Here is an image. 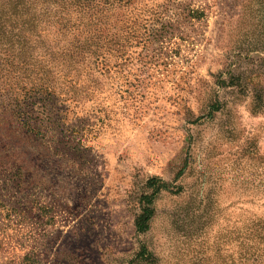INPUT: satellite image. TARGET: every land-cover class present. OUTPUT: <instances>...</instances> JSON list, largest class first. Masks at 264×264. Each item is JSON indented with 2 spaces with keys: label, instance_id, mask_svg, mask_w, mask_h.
<instances>
[{
  "label": "rangeland",
  "instance_id": "rangeland-1",
  "mask_svg": "<svg viewBox=\"0 0 264 264\" xmlns=\"http://www.w3.org/2000/svg\"><path fill=\"white\" fill-rule=\"evenodd\" d=\"M125 2L29 8L61 62L80 22L103 43L71 91L0 98V264H242L264 218V0Z\"/></svg>",
  "mask_w": 264,
  "mask_h": 264
},
{
  "label": "trees",
  "instance_id": "trees-1",
  "mask_svg": "<svg viewBox=\"0 0 264 264\" xmlns=\"http://www.w3.org/2000/svg\"><path fill=\"white\" fill-rule=\"evenodd\" d=\"M82 1L87 5L102 4L105 8L98 10L96 14H101L106 19L110 9L128 4L126 0H0V98L4 96L8 99L5 114H14L16 110L11 107L20 99L34 102L45 96H53L55 85L56 91H61L68 84L66 87H70L68 89L71 91L73 81H77L74 77L81 76L83 69L87 70L97 63L100 58L97 51L103 43L99 33L106 29L107 22L98 29V38H94L91 32L94 25L92 20L80 22L84 39L77 41L79 44H73L71 51H65L66 58L61 62L53 51L50 53L48 46L45 48V39L41 38L43 29L28 13L30 6L33 9L34 6L48 7L66 3L80 6ZM37 51L50 53V59H36ZM61 52L62 50L59 53ZM56 67H62L67 75L63 74L62 80L52 79ZM143 214L137 223V231L140 233L148 230V223L153 216L150 209H145ZM242 239L241 263L264 264V218L257 219L256 224L247 229ZM249 245L250 249H246Z\"/></svg>",
  "mask_w": 264,
  "mask_h": 264
}]
</instances>
